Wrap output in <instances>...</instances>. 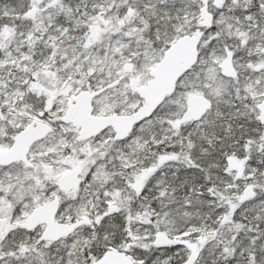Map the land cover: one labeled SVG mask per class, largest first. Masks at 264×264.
I'll return each instance as SVG.
<instances>
[{"label":"snow or ice","instance_id":"snow-or-ice-1","mask_svg":"<svg viewBox=\"0 0 264 264\" xmlns=\"http://www.w3.org/2000/svg\"><path fill=\"white\" fill-rule=\"evenodd\" d=\"M0 264H264V0H0Z\"/></svg>","mask_w":264,"mask_h":264}]
</instances>
